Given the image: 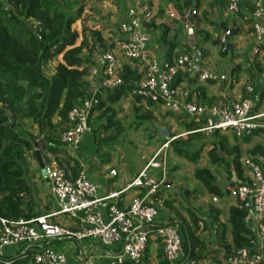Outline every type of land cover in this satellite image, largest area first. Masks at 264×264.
<instances>
[{
	"label": "trees",
	"instance_id": "trees-1",
	"mask_svg": "<svg viewBox=\"0 0 264 264\" xmlns=\"http://www.w3.org/2000/svg\"><path fill=\"white\" fill-rule=\"evenodd\" d=\"M182 18L188 14L193 6V35L218 49V55H229L233 59V52H222V30L218 21H210L214 9H226L225 0H212L200 15H197L204 0H167ZM111 2L119 10L118 30L125 20V0H0V219L6 221L30 220L44 214L43 206L38 198L39 189L32 182L30 176V157L35 161V152L42 156L43 151L49 154H59L64 162L54 157L57 164L63 168L72 163L70 175L80 173L79 165L64 157L62 153L61 135L72 127L68 120L69 112L92 95L97 104L91 109L88 117V126L91 129L92 142L96 156L102 163L108 162L106 150H112L118 142H123L130 131L135 133L143 123L152 120V113L143 110L142 103L153 105L152 102L133 96V91L142 78L138 67L122 66L118 77L120 84L114 88L98 87L95 93L90 92L84 79L89 76L91 68L95 66L94 60L84 50L88 49V39L93 44H101V36L97 31L89 30L83 23L80 33L73 28L77 22H82L84 13L88 9L95 11V5ZM163 7L158 11V17H163ZM219 17V16H217ZM123 18V19H122ZM177 26L181 22L171 19ZM151 21V20H150ZM224 25L227 21H223ZM145 23L144 26L151 24ZM205 24L219 33L213 38L209 31L202 27ZM159 41L166 48V62L171 63L182 50L189 53L188 46L180 47L177 35L169 37L170 29L166 24L159 27ZM88 31V34H86ZM229 36V39L236 35ZM81 36V41L78 40ZM196 44V49L202 53L203 58L208 53ZM103 46V45H102ZM108 51L107 47L102 48ZM181 49V50H177ZM264 49V48H262ZM91 50H89L90 53ZM181 52V53H182ZM59 59V60H58ZM56 61L54 74L45 75L47 65ZM257 73L264 74V67L259 68L255 63ZM184 79L195 87L192 93L197 95L196 105L211 106L216 99L205 97V90L199 86L197 77L179 73L174 82V88L179 81ZM212 83V82H209ZM248 98L247 92L244 89ZM190 93V96L192 95ZM128 97L133 99V119L130 123L117 118L121 111L120 104ZM206 103L204 102V100ZM242 98V99H244ZM189 100V98H188ZM115 108H118L116 110ZM10 117L13 124L10 126ZM181 130L187 137L170 136L167 152L174 157L195 164L203 150L211 147L207 152V161L214 167H232L238 179H242L243 170L240 164V153L237 146H230L219 131H214L216 140L208 142L201 129L205 126L203 119L178 118ZM145 130V129H144ZM249 136H243V139ZM235 138V137H234ZM43 157V156H42ZM227 157L231 162H227ZM225 167V168H226ZM169 172V169H166ZM229 174L228 170H225ZM217 172L207 168L194 170L195 181L213 197L223 198L229 195L216 183ZM43 183L42 179L40 178ZM244 180V179H243ZM187 192L185 191V194ZM194 193V192H193ZM196 193V192H195ZM187 196V194H186ZM216 223L217 243L221 250H207L206 242L201 237L199 224L204 222L194 214H190L191 224L182 222L181 235L184 257L178 264H202L211 255V264H227L236 252L242 248L253 247L255 240L253 230L248 226L246 219L249 211L239 203L229 210V226L232 244L226 243V228L219 222V210L207 205ZM264 223V220H263ZM2 225L0 224V230ZM152 233L155 228H152ZM55 241L48 245L55 244ZM222 256L220 258V254ZM0 264H33L29 252L23 256L0 255ZM139 264H151L149 242L145 256ZM156 264H169L162 258V250L158 251ZM264 264V261L259 263Z\"/></svg>",
	"mask_w": 264,
	"mask_h": 264
},
{
	"label": "built area",
	"instance_id": "built-area-1",
	"mask_svg": "<svg viewBox=\"0 0 264 264\" xmlns=\"http://www.w3.org/2000/svg\"><path fill=\"white\" fill-rule=\"evenodd\" d=\"M225 1L226 12L230 16L239 14L242 5L251 1L252 9L242 19L251 29L254 53L264 48V9L261 2ZM151 19V11L146 6H141L139 10H127L119 28L123 38L118 48L119 56L114 51L103 52L102 67L91 69L89 73L88 77L97 81V89L114 88L120 84L118 74L122 60H125L137 66L142 73L133 96L160 105L177 116H186L195 121L203 119L205 126L201 132L207 135L218 130L230 131L239 140L256 133L264 138V113L254 111L253 102L249 98L211 106L196 105L180 98L174 88L179 73L196 76L201 84L224 81L225 77L204 70L201 67L204 58L197 49L179 54L171 63L157 61L148 52L149 37L144 28V24ZM261 78L264 80V74ZM251 91V88H247L248 93ZM96 104L92 95L69 112L68 120L72 127L60 138L64 149H76L83 136L91 134L88 117ZM167 148L168 143L163 144L149 159L145 169L124 190L109 193L102 198L110 201L105 210L98 206L100 199L96 198L97 189L91 180L81 172L72 177L69 173L72 163L66 169L59 166L53 157L46 155L44 172L55 208L30 220L0 219V255H11L4 250L13 249L12 254L29 252L33 264H66V252L53 249L48 245L49 242L61 239L77 243L90 240L110 252L106 264H139L145 256L150 232L155 228L154 236L161 245L163 260L169 264H178L184 257L181 230L174 225L157 224L158 208L164 206L158 191L166 181ZM242 167L249 172L250 178L231 188L229 195L255 215L252 228L255 240L253 247L238 250L227 264H259L264 261V172L248 158L242 160ZM147 169H160L161 179L150 177ZM110 175H115V172L111 171ZM131 188L139 190L140 195L127 208H118L116 203L120 195ZM216 199L212 196L213 201ZM56 218L75 220L77 226L63 227L53 222ZM199 229L203 230L201 223ZM84 264L92 263L87 260Z\"/></svg>",
	"mask_w": 264,
	"mask_h": 264
},
{
	"label": "crops",
	"instance_id": "crops-1",
	"mask_svg": "<svg viewBox=\"0 0 264 264\" xmlns=\"http://www.w3.org/2000/svg\"><path fill=\"white\" fill-rule=\"evenodd\" d=\"M259 1L261 2V5L264 9V0ZM210 2H212V0H204L197 15H200L202 11L206 10ZM125 4L126 9L123 13L125 15L127 10L132 8L139 10L141 6H146L151 11L152 19L149 23L151 25L148 27L144 26L149 37L148 52L160 63L166 62V48L159 41L160 31L158 27L162 24H166L169 27V37L175 36L177 30H181V33L177 35L178 44L180 47L186 45L191 50L196 49V44L199 42V40L193 35L194 24H184L181 21L180 22L182 26H177L174 24L171 20L173 19L172 8L175 11L176 9L170 3H168L167 0H125ZM251 4V1H246L240 8L239 14L234 16H230L226 12V9L221 7L218 9L219 12L215 11L214 9L213 15L208 17L210 21L219 20V24L221 22L224 24V20L227 21V24L224 26L227 29L233 30L232 34H234L236 30L238 33L229 39V43L233 47V49L229 51L233 52V59L229 55L224 57L216 55L213 56L215 57V63L213 65H209L207 62L211 55H208L201 65L204 70H211V73H214L218 76H222V74L226 72L225 80L216 83L212 82L198 84L205 90V97L208 99H216V103L239 101L244 98V96H246L244 89L247 92V88H251L252 91L250 93L247 92V96L253 102L254 111L258 113H264V80L261 78L263 73H257L255 71L256 68L254 67L255 63H258L259 68L264 67V49H260L258 52L254 53V43L251 29L249 24L244 22L242 19L243 15L250 12L252 9ZM162 7L164 8L163 17L159 18L157 14L159 9ZM95 11L96 12L94 13H91L93 11L89 12L90 16L88 15V17H85V19L91 21L96 19V26L92 28L91 26L87 27V25H84L89 30L100 33L101 44L103 46H99V43L93 44L94 41L92 42L91 39H88L89 45L88 49L84 50V56L89 55L92 60H94L95 66L91 69H100L102 67L101 55L104 52L102 48L107 47V49H110L108 51H114V53L119 56L118 48L123 38L117 26L120 13L118 8L113 3L111 4V2H103L97 4L95 5ZM187 15L188 14H186V16ZM201 26L206 28L213 38L219 36V33L216 31H214L215 34H213V29L207 27L205 24H201ZM80 31L78 32L80 33ZM222 33L221 40L224 38V32L222 31ZM86 34H88V31ZM81 39L82 38L80 36L78 44L80 43ZM89 50H91L90 53ZM181 52L182 50L180 51V54ZM53 63L55 64L53 66L52 72L48 74L49 76L53 75L55 72L54 69L56 61H53ZM231 65H233V67L230 69L229 73L227 72V68ZM122 66H128L130 68L135 67L133 64H130L125 60H122ZM84 82L87 84L90 92L97 91L96 80H92L91 78L87 77L84 79ZM194 89L195 87L189 85L184 79H181L176 86V90L182 100L185 99L190 103L198 104L197 100L199 99L197 98V95L192 93ZM190 93H192L191 96ZM133 102L134 101L131 97L126 98L120 104L121 111L118 112L117 118L125 121L126 123H130L133 119ZM204 102L206 103L205 100ZM123 103H127V115H121ZM142 108L143 110L152 113V120L149 123H143L148 126V128L145 127L142 129L143 138L140 139L139 142H134L136 144H131L128 151L122 152L121 150H117L116 148L120 144L114 146L112 150L104 151L108 155V162L102 163V160L96 156L91 134H85L76 149L67 150L64 149L63 146L61 147L64 157H68L69 159L75 161L79 165L80 172L83 173L96 186V198L100 199L98 206L102 210H105L106 206L110 203V201H104L102 198H104L109 193L124 190L126 185H128L142 170L145 169L149 159L153 156V154L163 144H165V142L169 141L170 136H174L175 138L185 134L181 137L186 138L188 135L181 130L180 125L182 121H180L178 118H184L187 120L190 118L186 116L174 115L164 110L160 105L156 104L147 105L145 102H143ZM115 109L118 110V108ZM153 124H157L156 127L159 130H149V127H151ZM138 131L139 129L134 134L139 133ZM129 133H132V131ZM204 135L206 136V139L209 140L208 142L216 140L214 133ZM219 135L226 137L230 146L238 147L241 167L242 160L248 158L254 164L258 165L264 172V138L259 133L253 134L246 139L242 138L241 140L237 139L230 131H219ZM210 149L211 147H206L203 150L199 160L195 164H191L182 159L176 158L171 153L166 152V156H169V160L166 163V169H169V172L165 170L166 181L158 191V196L164 200V206L158 208L157 224L174 225L180 229L182 222H184L186 225L191 224L190 214H194L197 218L204 222V229L201 231V237L206 242V251L211 249L215 251L221 250L217 243V225L212 221V216L205 207L207 205H211L214 209L219 210L218 220L226 228V243L231 245L232 241L229 226V210L232 207L237 206V201L230 195L223 198H218L213 201L212 196H210L206 190L195 181L194 170L207 168L217 172V185L220 186L223 191L227 190L228 192L231 188L248 181L250 174L242 167L243 176L242 179H238L234 174L232 167H212L207 161V152ZM46 155V151H43V157L41 156L43 163L45 161ZM49 155L53 158L57 157L60 161L63 160L62 162H64L65 158L63 159V157H60L59 154ZM226 160L227 162H231L230 157H227ZM29 164L30 176L32 177V182L35 183L39 189L38 198L41 205L43 206L44 212H51L54 210L55 205L51 196L49 184L41 176L37 160L35 159L34 162L30 161ZM225 170H228L229 174H226ZM111 171H114L115 175H110ZM146 172L154 179H161L162 172L160 169H147ZM40 178L42 179L43 183L41 182ZM185 191L187 192V196ZM139 195V190L135 188L128 189L120 195V200L116 203V205L120 209L127 208L130 203ZM55 221H58L57 224L63 227L77 226V222L75 220L72 221L64 218H56L53 220V222L56 223ZM246 222L252 229L255 222V215L249 212ZM150 234V261L151 264H156L157 254L158 251L161 250V245L155 238L154 233L150 232ZM51 246L55 250H64L66 252V264H84V261L87 260L92 264H106V262L109 260L108 258L111 255L108 250L101 248L95 244V242L90 240H84L77 243L61 239L56 240V243L52 244ZM4 252L10 253L12 255L13 249H5ZM25 252L26 251H20L19 254H16L23 256ZM16 254L13 255L15 256ZM221 256L222 253L220 254V258ZM209 258L210 259L202 264H211V255H209Z\"/></svg>",
	"mask_w": 264,
	"mask_h": 264
},
{
	"label": "rangeland",
	"instance_id": "rangeland-1",
	"mask_svg": "<svg viewBox=\"0 0 264 264\" xmlns=\"http://www.w3.org/2000/svg\"><path fill=\"white\" fill-rule=\"evenodd\" d=\"M106 3V2H105ZM108 3V2H107ZM112 4V3H111ZM89 12H91L90 11V9H89V7H88V9L85 11V13H84V18L86 17H88V15H89ZM91 13H94V12H91ZM90 16V15H89ZM86 20V21H85ZM87 21H89V22H87ZM96 19H93L92 21L91 20H88V19H84L82 22H77L74 26H73V28H75L76 30H78V31H80V29H81V24L83 23V24H85V25H87V27L88 26H91L92 28L93 27H95L96 25ZM84 22H86V23H84ZM94 23V24H93ZM95 30H97V29H95ZM212 33L213 34H215V32H214V30H212ZM198 38V37H197ZM198 40H199V42H200V44H199V46L201 47H203L204 48V50L208 53V55H211L210 57H209V59H208V64L209 65H213L215 62V57H213V56H216V55H218L217 53H218V50L216 49V47H214V46H211L210 44H203L202 43V40L201 39H199L198 38ZM54 64L55 63H53V62H51V63H49L48 65H47V68L45 69V75H47V76H49L48 74L50 73V72H52V69H53V66H54ZM127 103H123V106H122V113H121V115H127L128 113H127V111L126 110H128L127 109ZM124 107V108H123ZM125 107H126V109H125ZM157 124H153V125H151V127H149V130H154L155 129V131L156 130H159V129H157ZM145 127H147L148 128V126H146L145 124H143L140 128H139V133H137V134H134V133H129L127 136H126V139H125V141H123V142H118V144H120L116 149L117 150H121L122 152L123 151H128L129 150V148H130V145L131 144H136V143H134V142H139L140 141V139H142L143 138V131H142V129L143 128H145ZM117 144V145H118ZM116 145V146H117ZM168 149V148H167ZM167 152V151H166ZM169 156H166V163L168 162V160H169V158H168ZM34 162V160L30 157V159H29V162ZM56 223L58 222V221H55ZM50 247H52L51 245H50ZM13 255V254H12Z\"/></svg>",
	"mask_w": 264,
	"mask_h": 264
},
{
	"label": "water",
	"instance_id": "water-1",
	"mask_svg": "<svg viewBox=\"0 0 264 264\" xmlns=\"http://www.w3.org/2000/svg\"><path fill=\"white\" fill-rule=\"evenodd\" d=\"M172 10H173V12H172L173 18L181 21L184 24H190V25L193 24V17H192L193 16V6L191 7L188 15L185 18L179 17L177 12L173 8H172ZM219 27L224 32V38L221 40V44L223 46L222 52L232 50L233 47L229 43V36L233 33V30L227 29L222 22L219 24ZM233 65L228 66L227 72L230 73V69L233 67ZM208 71L212 72L211 70H208ZM225 74H226V72L224 74H222V76L225 77L226 76ZM12 124H13V120H12V117H10V126H12ZM35 159L38 162V166L40 169L41 176L43 177L44 180L47 181L46 176H45V172H44V163H43V161L41 159V155L38 151L35 152Z\"/></svg>",
	"mask_w": 264,
	"mask_h": 264
}]
</instances>
